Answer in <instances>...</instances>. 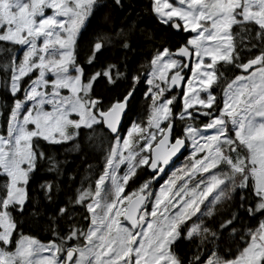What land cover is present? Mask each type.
I'll return each mask as SVG.
<instances>
[{
  "label": "snow or ice",
  "instance_id": "obj_1",
  "mask_svg": "<svg viewBox=\"0 0 264 264\" xmlns=\"http://www.w3.org/2000/svg\"><path fill=\"white\" fill-rule=\"evenodd\" d=\"M0 54V264H264V0H0Z\"/></svg>",
  "mask_w": 264,
  "mask_h": 264
},
{
  "label": "trees",
  "instance_id": "obj_2",
  "mask_svg": "<svg viewBox=\"0 0 264 264\" xmlns=\"http://www.w3.org/2000/svg\"><path fill=\"white\" fill-rule=\"evenodd\" d=\"M140 3L141 4L147 3V0H140ZM142 27H147V25H142ZM2 56H3V54H0V59H2ZM141 59L143 60V56L141 57ZM68 159H69V161H72L74 159L73 155L70 154L68 156ZM44 235H46V234H44Z\"/></svg>",
  "mask_w": 264,
  "mask_h": 264
}]
</instances>
